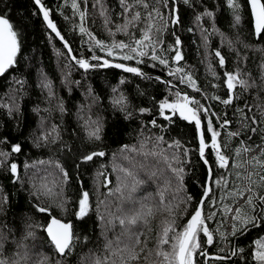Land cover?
Listing matches in <instances>:
<instances>
[{
	"label": "snow or ice",
	"instance_id": "obj_1",
	"mask_svg": "<svg viewBox=\"0 0 264 264\" xmlns=\"http://www.w3.org/2000/svg\"><path fill=\"white\" fill-rule=\"evenodd\" d=\"M116 2L119 10L108 0H92L90 10L89 0H63L56 7L70 25L69 39L51 18L52 9L43 0H32L33 15L42 17L68 97L60 94L43 68L38 69L35 87L44 106L38 103L32 108L40 117L37 128L27 135L19 132V138L0 136V170L9 175L13 188L27 187L32 212L21 218L22 228L9 227L11 194L0 186V215L5 217L0 225V264H68L74 255L77 264H264V101L259 96L264 92V0H211L214 9L202 0ZM69 8L71 15L66 14ZM222 8L230 16L234 36L218 27ZM97 16L108 40L98 38L88 26L89 19L95 23ZM178 29L199 35V42L190 43L204 68L203 88L193 66H181L186 60L185 42ZM118 35L124 38L117 39ZM23 39L24 26L0 13V78L17 69ZM249 52L261 55L259 83L252 71H245ZM158 67L165 75L145 71ZM116 70L119 78L106 91L94 86L100 71ZM73 72H79L80 79H72ZM133 80L135 96L126 91ZM8 83L0 110L11 120L22 115L21 101L30 85L24 75H13ZM160 86L165 91L158 98ZM253 89L256 102L249 104L245 94ZM76 91L82 99L74 98ZM142 97H148L151 106H135L134 100ZM217 105L223 106L222 112L214 110ZM109 111L117 118L114 123L120 117L127 122L139 117L135 143L121 144L110 159L104 147L107 118L102 115ZM145 115L151 119H143ZM178 120L191 126V140L166 139ZM28 144L47 149L49 155L47 160L26 158L22 177L19 156ZM118 158L127 166L117 163ZM189 168L204 170L203 179L196 182L199 196L187 190ZM89 172L91 190L84 183ZM69 184L75 187L72 196L67 195ZM149 184L155 190L141 195ZM101 188L107 191L101 193ZM93 194L100 228L95 241L87 231H77V224L90 218ZM35 215H41L42 222L35 221ZM157 217L159 225L153 229ZM90 244L94 247L83 253ZM44 249L55 254L54 261Z\"/></svg>",
	"mask_w": 264,
	"mask_h": 264
},
{
	"label": "trees",
	"instance_id": "obj_2",
	"mask_svg": "<svg viewBox=\"0 0 264 264\" xmlns=\"http://www.w3.org/2000/svg\"><path fill=\"white\" fill-rule=\"evenodd\" d=\"M43 2L52 9V19L55 23H57L58 28L61 29L62 34L66 36V38L71 39L72 33H70L67 29L70 27V25H66V23L63 20V17H61L57 12V5L62 3L63 0H43ZM91 2L92 0H89V9L91 10ZM204 4H206L209 8H215V5L212 4L211 0H202ZM222 3V0H221ZM108 4L110 7L115 8V10H119L118 4L116 0H108ZM83 7V5H82ZM33 9L34 5L32 3V0H0V13H8L11 20L17 24V25H23L24 26V39L22 44V52L19 54V65L17 66V69L15 71H10L6 76L0 78V98L4 97V94L8 91L9 83L8 81L13 75L20 76L24 75L27 77V80L29 82V87L27 88V95L24 97V99L21 101L22 103V115H17L15 119L9 120L7 115L0 110V136H11L14 138H19L18 133L23 132L25 135H27L28 131L32 129L37 128V123L39 121V116L32 111V108L40 103L41 107L44 105L41 103V96L39 89L35 87L36 81H37V70L40 68H43L44 71L49 74V76L54 80V83L56 85L57 90L60 92L62 96L65 98L68 97V93L66 90H63L61 88L60 84V68L57 67V58L55 55V52L53 50V45L48 43L47 39V31L45 28V25L43 23L42 17L33 15ZM202 10V9H199ZM67 15H71L70 8L66 10ZM187 15V14H186ZM218 17V27L228 34L229 36H234V33L230 31L229 29V22H230V16L226 10H221L217 14ZM78 22V18H77ZM88 26L91 28V30L97 35L100 39L108 40L109 38L106 36L103 30V20L97 16L95 23L92 22L91 19L88 21ZM50 31V30H48ZM178 31H181L178 29ZM242 32L247 33L248 32V15L245 14L244 17V25L242 27ZM54 35V34H53ZM78 35V33H77ZM182 39L185 42V55L186 60L183 63H186L188 65L193 66V70L196 74V77L201 85V87H205L207 81L205 79L204 75V68L202 65H200L199 60L200 57L197 56L196 52V46L194 44H191L190 41L192 39H195L197 42H199V35L197 34L195 37L192 36L191 33H185L181 31ZM124 38L121 35L117 36V39ZM171 42V37L166 38L165 47L167 46V43ZM57 48L62 49V44L58 40L54 41ZM76 44H79V40L76 41ZM219 40L216 38L215 45L218 46ZM63 50V49H62ZM224 54L227 56L228 51L227 48L223 50ZM249 60L247 62V68L245 71H252L253 76L257 78V82L259 83V71H258V64L261 60V55L259 53H248ZM64 61H60V66H63ZM232 59L230 58L228 61V67L231 69L233 67ZM145 71H149L152 75H165V73L161 72L160 68L156 69H148L145 68ZM119 70L113 71H100L98 75L95 76L94 80L92 81L94 86L98 90H107V87L110 84L116 83V81L119 78ZM129 75L130 74H126ZM72 79H80L79 72H73ZM210 79V77H209ZM137 81L133 80L132 84L128 86L126 91L132 92V89L135 86V83ZM142 87L147 88L149 93L153 92V87L149 86L146 82H141ZM183 87V86H181ZM163 86H160L158 89H156V95L159 98L164 93ZM189 92H191V89H188ZM211 92V90L209 89ZM257 90L253 89L251 90L250 94H245L246 99L249 104H253L256 101L253 99V97L256 95ZM132 95L135 96V93L132 92ZM260 100L264 101V92L259 93ZM74 98L76 99H82L80 97L79 91H76L74 93ZM197 99H199V95L196 96ZM107 103V98L105 97V104ZM134 104L137 107L140 106H151L148 100V97H142V98H136L134 100ZM71 107V105H70ZM218 112L223 111L222 105H217V107L214 109ZM72 111H75L74 107L72 108ZM43 115V113H41ZM107 118V124L105 125V134H104V147L109 153V159L111 158V153L115 151L121 144H133L135 143V131L134 129L138 128V119L134 118L131 122L124 121L122 117L119 118L117 122L114 123V121L117 120L115 116L112 115V113L105 112L102 113ZM66 119L70 120L73 124L75 123L73 117H67ZM143 119L148 120L151 119L150 116L145 115ZM55 122H60V117L57 114L55 116ZM51 122H49L50 124ZM17 124H19V128H17ZM190 128L191 126L187 125V122H180L178 120L177 127L173 128L171 133H169L166 136V139H181V142L184 143L185 141L191 140L190 135ZM131 134V135H129ZM65 140H68V136L65 134L64 136ZM13 142H15V139H13ZM72 141H69L71 143ZM49 152L47 149H34L31 148V145H26L24 149V154L19 156V162L21 164V167L19 169L20 175L24 176V170L22 167L23 161L27 158L29 162L32 160L37 159H48ZM140 159V158H138ZM71 161L69 160V163ZM103 163H107V161H99ZM98 162V163H99ZM143 162V161H142ZM117 163H125L123 160L119 159L117 160ZM147 163L154 164V161L149 160ZM127 166V165H126ZM95 165L93 166V170L95 169ZM32 171L30 170L28 175H32ZM42 175V173H41ZM91 172L85 173L84 175V183L85 185L91 190L92 182L90 179ZM204 177V170L197 168L195 171H193L191 168L187 170V175L185 177V183L187 186V190L192 193L193 195L199 196L200 195V189L197 185V181L200 179H203ZM112 180V187L115 186V175L113 174L111 176ZM37 181L39 182V177H37ZM0 186H3V191L11 194V207L7 214V223L9 227H15V228H22L23 225L21 224V218L24 216L25 213L28 215H32V212L28 208V193H27V187L25 186L24 189H21L20 184H16L15 188H13L9 175L5 174L2 170H0ZM155 186L152 184H149L144 188V191L141 192V195L144 194V192H150L154 191ZM75 191V187L73 184H69L67 189V195L72 196L73 192ZM101 193H104L107 191V189L101 188ZM100 199H104V196L101 195ZM114 199V198H110ZM44 203H47V201H43ZM92 203H93V210L90 214V218L85 220L84 222H79L77 224V231H87V233L92 236L93 241L97 239L100 235V228L97 226L96 223V195L93 194L92 197ZM69 208H71V205H69ZM100 212L104 213L105 208L103 205L100 206ZM46 215V214H44ZM59 215V213H57ZM159 217L156 218V220L152 223V228L157 229L159 225ZM35 221L42 222V216L41 215H35L34 216ZM5 221V217L0 215V225H3ZM119 231V229H117ZM19 232H17V236H19ZM38 235H43L42 232H37ZM264 235V233H261ZM154 235V234H153ZM253 238L255 237V234L253 233ZM102 242V238H101ZM31 241H29V245L31 246ZM241 245H243L245 242L240 241ZM94 244H90L88 247L82 249L83 253H88L89 248H93ZM39 250V249H38ZM45 252H47V249H44ZM81 250H78V253ZM215 251V249H213ZM49 256L53 258V261L55 260V254L51 252H47ZM35 259V257H33ZM78 256H73L68 261V264H77Z\"/></svg>",
	"mask_w": 264,
	"mask_h": 264
}]
</instances>
